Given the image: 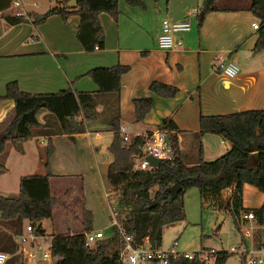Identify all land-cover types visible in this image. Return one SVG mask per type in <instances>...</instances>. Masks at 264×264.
<instances>
[{"label": "crops", "instance_id": "obj_1", "mask_svg": "<svg viewBox=\"0 0 264 264\" xmlns=\"http://www.w3.org/2000/svg\"><path fill=\"white\" fill-rule=\"evenodd\" d=\"M17 1L18 6L11 4L4 12L17 8L25 12H41L25 8L29 1ZM231 1V4L217 5V9L206 12L197 24L188 0H144L143 8H152L153 17L157 19L149 39L137 37L138 31L133 29L123 30L119 37L121 16L133 11L118 4L120 13L116 21L105 12L98 14L104 31V44L101 49L92 51L84 50L75 36L76 14L62 19L54 13L37 24L30 20L8 24L0 16V128L13 106L12 99L2 96L5 83L12 79L20 89L28 92L56 91L69 86L73 91H93L94 97L92 119L86 120L79 110L67 119V130L64 131L51 112L40 108L35 114L39 125L31 127V135L27 139L17 146L6 141L0 153L1 169L4 170L3 175L12 173L14 180L11 185L0 173V194L7 195L11 189L16 195L20 175L45 172L41 149L48 142L52 145L48 156L51 172L49 191L51 193L53 188L56 194H51L63 196L64 203H67L75 189L68 181L65 182V177L80 174L88 158L92 160L88 165H93L97 172L111 160L107 149L112 136L109 120L115 114L119 116V125L124 126L130 136L150 133L162 117L169 116L181 130L177 132L178 145L187 164L195 162L198 147L206 160L224 152L229 142L219 134L195 135L199 114L264 107V49L255 52L251 49L256 30L250 22L258 21V18L249 10L250 0ZM33 3L38 9L39 3L34 1L30 4ZM46 3L48 8L58 4V0H46ZM187 14H191L194 21L192 24L189 22L188 30L174 34L180 45L168 50L158 48L156 36L161 19L179 20ZM221 58L237 66L233 76L223 74L216 66L217 59ZM115 62L128 65V69L119 76L118 91L94 92L96 85L82 73L92 66ZM153 79L173 84L177 91L172 97L154 96L149 111L136 121L131 97L147 93L146 87ZM66 189L68 193H61ZM242 189V206L257 207L264 200V193L253 185L244 183ZM81 194L79 192V207L89 209L93 218V211L83 204L84 196ZM76 213L72 227L61 233L81 230V210ZM44 219L40 220V226ZM107 225L108 222L103 231L107 230ZM0 226L11 231L7 224ZM92 228L98 226L92 225ZM43 230L46 235L56 233Z\"/></svg>", "mask_w": 264, "mask_h": 264}, {"label": "trees", "instance_id": "obj_2", "mask_svg": "<svg viewBox=\"0 0 264 264\" xmlns=\"http://www.w3.org/2000/svg\"><path fill=\"white\" fill-rule=\"evenodd\" d=\"M119 0H76L68 7L65 0L46 8L42 12L28 11L26 15H15L6 11L11 0H0V16L8 23L28 21L37 24L51 14L65 19L76 14L78 22L75 36L86 51L101 49L104 31L98 14L107 13L114 21L118 19ZM128 5L144 7V0H122ZM157 1V0H152ZM216 0H201L196 7V23L200 24L204 14L217 9ZM249 10L258 18L256 37L252 51L264 49V0H250ZM128 69L127 64L115 62L110 65H95L82 74L87 75L96 85L94 92H117L119 76ZM147 93L131 97L136 121L141 120L152 106L153 97H172L177 87L156 79L149 81ZM3 97L12 99L13 106L6 122L0 128V153L6 141L13 146L31 135V127L39 125L36 111L45 108L57 119L62 130H67L68 118L77 111L90 120L94 117L93 91H73L69 86L56 91L28 92L20 89L16 80L4 85ZM119 116L109 120L112 131L107 146L111 160L105 167V178L109 186L117 189L116 207L125 232L131 237V244L138 245L147 236L152 246L160 245L163 225L184 218L182 193L195 186L204 199L217 209L227 210L235 223V214L240 209H248L241 204V190L244 183L253 185L264 193V107L250 108L219 114H199L198 130L195 135L217 133L229 142V147L218 156L206 160L201 149H197L194 163L187 164L179 148L177 132L181 131L169 116L160 119L157 127L166 131L171 158H163L150 170H131L132 155L137 152L145 135H131L122 141L118 133ZM52 145L46 143L43 158L45 172L20 175L16 195L0 194V224L10 226L12 233H19L23 222H30L34 232L43 234L40 220L49 218L60 201L49 191L48 156ZM255 154V156H254ZM2 165L0 164V169ZM177 182L180 189L171 198L165 187ZM223 189L228 193L223 196ZM155 202L150 205L151 201ZM258 222L264 221V200L257 207H250ZM81 230L72 233H51L50 251L54 257L51 264H122L118 261L120 242L116 230L108 227L105 237L98 239L92 247L83 245V231L92 228V213L84 206L79 218ZM236 226V223H235ZM16 249L13 235L0 226V250L8 254L6 264H22L12 256ZM230 253L225 250L213 251L211 264H221ZM172 264H206L196 251L192 257L178 256Z\"/></svg>", "mask_w": 264, "mask_h": 264}, {"label": "rangeland", "instance_id": "obj_3", "mask_svg": "<svg viewBox=\"0 0 264 264\" xmlns=\"http://www.w3.org/2000/svg\"><path fill=\"white\" fill-rule=\"evenodd\" d=\"M37 1L39 3L38 9L35 4L24 5L27 9H33L37 11H44L47 8L46 0H22V2ZM163 2V0H162ZM189 9L192 10L193 6L199 5L201 0H188ZM231 0H216V5L222 6L231 4ZM119 6H125L128 11L125 12V16H121L119 24V37L123 30L134 32L138 31L137 37H144L149 39L153 34L155 26L157 25V19L153 17V9L143 8L138 6H132L126 4L124 1H118ZM19 3L15 4L18 6ZM41 7V8H39ZM135 8V9H131ZM158 17V15H157ZM179 20H185L191 24L194 21V17L191 14H187ZM141 29V30H140ZM54 117V115L51 113ZM45 146L41 149L42 162L44 158ZM195 155L197 152L195 151ZM92 160L88 158L87 164L84 163L80 174H75L70 177H65L66 181L73 185L75 192L68 198L67 203H64V198L61 196L58 205L56 204L52 210V215L49 218H45L41 226L45 229V233L61 232L72 227L73 220H76L77 211L80 212V195H83V204L89 206L93 211L92 225L104 228V225L109 220L110 205L116 208L117 192L112 193L108 201L104 196V191L112 190V186H109L105 178V168H102L97 172L93 165H88ZM4 170L0 169L1 176L6 179L11 185L14 180L12 173H6L3 175ZM70 178V179H69ZM68 179V180H67ZM17 191V188H16ZM51 193L56 192L51 188ZM61 193H68L67 189ZM228 193L227 189H223L221 194L225 196ZM244 194V190H241V198ZM7 195H15L12 190L7 191ZM184 218L181 220L173 221L163 225L161 230V242L160 247L167 248L171 241L177 239V249L182 251L194 252L199 250H225L228 246L237 242L239 238V232L236 229L232 216L227 210L217 209L212 205L208 199H204L198 192L195 186L187 187L182 193ZM119 217L122 216V212H119ZM72 220V221H71ZM2 225V224H0ZM13 235L11 231H6ZM108 231L104 230V236ZM16 249L12 256L19 260L22 264H31L26 260L25 255L19 250V244L14 240ZM9 254V253H7ZM213 256L209 255L205 262L211 264ZM34 264H43L42 261L35 260ZM223 264H240L239 260L234 254H230L226 257Z\"/></svg>", "mask_w": 264, "mask_h": 264}, {"label": "built area", "instance_id": "obj_4", "mask_svg": "<svg viewBox=\"0 0 264 264\" xmlns=\"http://www.w3.org/2000/svg\"><path fill=\"white\" fill-rule=\"evenodd\" d=\"M17 0H11V4H17ZM196 12V8H192V13ZM15 15H26L22 9H14ZM252 28L258 27V21L250 22ZM189 28V22L185 20H171L162 18L160 21V30L156 36V45L163 50L171 49L180 45V40L174 37L176 32L185 31ZM216 66L220 71L227 75L233 76L237 71V66L223 58L217 59ZM118 133L122 141H128L130 135L124 126H118ZM147 155L163 158H171V149L167 142L166 131L155 127L150 131L137 152L132 155L131 170H150L154 166L146 159ZM117 189L104 191V196L108 201L112 193ZM248 209H240L235 214L236 229L239 232L237 242L228 246L226 252L234 254L240 264H264V221L258 222L255 219L253 211ZM118 208L110 205L109 220L107 227H113L116 230V237L120 242L118 250V261L122 264H172V259L178 256L183 258L192 257L194 252L182 251L177 249V239L174 238L167 248L160 245L152 246L149 244L147 236L142 238V242L138 245L131 244V237L127 234L120 222ZM34 227L30 222H25L19 233H13V238L19 244V250L23 252L26 260L33 262L35 260L42 261L43 264H51L54 257L50 251L51 235L39 234L34 232ZM105 237L103 228H90L83 231V245L92 247L98 239ZM212 249L196 251L200 259L206 260L211 255ZM7 252L0 250V264H6Z\"/></svg>", "mask_w": 264, "mask_h": 264}, {"label": "water", "instance_id": "obj_5", "mask_svg": "<svg viewBox=\"0 0 264 264\" xmlns=\"http://www.w3.org/2000/svg\"><path fill=\"white\" fill-rule=\"evenodd\" d=\"M65 4L68 7H73L76 4V0H66ZM254 156H255V154H254ZM146 159L153 166H156L159 163V161H160V159L158 157H154V156H151V155H147ZM179 189H180V185L177 182H174V183H172V184H170V185L165 187V190L169 192V195H170L171 198H173L177 194ZM154 202L155 201L152 200L150 205H152Z\"/></svg>", "mask_w": 264, "mask_h": 264}]
</instances>
